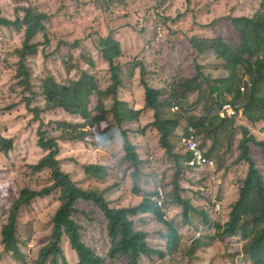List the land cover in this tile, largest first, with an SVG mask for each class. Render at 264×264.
<instances>
[{
  "label": "rangeland",
  "instance_id": "obj_1",
  "mask_svg": "<svg viewBox=\"0 0 264 264\" xmlns=\"http://www.w3.org/2000/svg\"><path fill=\"white\" fill-rule=\"evenodd\" d=\"M260 4L261 0H0V11L3 16L14 19L15 13L22 15L19 11L21 6H31L50 16L45 22V35L49 41L44 44L43 34L36 35L32 42L38 43V52L31 55L27 61V65L33 69L31 80L35 87L42 76L47 74L54 75L59 81L77 77L80 74V67L75 66L77 62L81 65L82 61V66L87 67L88 60L92 57L97 63L101 84L108 85L110 81L108 64L102 58L99 47L100 38L112 34L122 44L125 62L147 63L148 78L152 79L154 86L160 88L164 108L170 109L173 102H180V106L187 109L186 122H189L193 117L214 114L218 101L216 95H210L211 99H201L197 92H189L186 97L181 95L170 101V95L175 92L177 82L195 75L196 61L201 63L205 73L214 78L226 77L228 70L222 67L221 62L213 59L215 55L212 49L200 56L188 42V37L225 35L230 43H240L241 37L234 32L231 18L239 14L252 16L259 10ZM22 37V31L17 32L13 27L0 25V137L11 138L13 141V148L8 156L0 154V185L9 184L7 193L10 199L16 197L18 189L23 185L36 187L49 184L47 174L32 175L27 167L35 164L44 153L36 144L37 123L26 111L24 102H21V85L17 84L16 51L21 46ZM59 41L68 44L58 50ZM67 52L72 54V58L68 57ZM237 73L243 78L241 86L251 79L249 75H245L241 66L237 68ZM139 77V67H136L133 84L120 90L121 97L136 108H141L144 100V90L139 83ZM203 86L207 88L206 81H203ZM231 93L235 98L237 92L234 90ZM228 99L229 94L224 97V101ZM106 102L108 107L111 106V99ZM238 103L243 105L240 101ZM109 116L111 119V115ZM42 117L45 121L52 118L79 120L77 116L62 109L46 111ZM140 119L139 125L130 124L136 127L138 132L143 130L144 135L146 131V140L149 143V147L143 151L146 163L141 166L145 169L141 171L139 191L134 189L133 168L128 162L123 161L124 149L120 134L116 135L112 143L99 148L80 142L75 144L62 142L60 151L62 166L82 187L86 188L90 184L107 190L106 196L115 207L137 205L144 193L156 192L157 188L162 186L166 191L164 217L180 229L189 241L188 237L194 236L196 232L194 230L201 227L204 222L202 214L204 199L198 188L207 187L209 184L207 185V180L197 178L202 175L201 173L192 170L189 172L184 170L183 173L182 170L181 183L184 187L181 194L191 200L195 209L191 211L190 219L185 220L182 206L169 203L174 197L172 182L176 168L160 146L157 131L155 129L151 131L153 129L147 125L154 120L153 110L146 109ZM111 120L113 121V118ZM233 120V126L229 120L226 125L227 131L232 132L219 130L212 132L208 137L200 135L201 145L207 151L212 150L209 155L217 163L218 190L224 203V211L214 214V218L220 222L224 221L231 211V206L238 195L240 180L248 170L246 162L236 161L239 153L238 144L242 137L237 126L247 124L257 139L264 140V122L252 124L243 115ZM184 129L185 125L181 126L175 135L179 148H181L179 131ZM131 135L138 139L145 137L142 133ZM251 153L264 174V157L260 148L251 144ZM96 162L109 165L110 175L106 181H89L86 178L84 166ZM198 184L201 185L197 188ZM58 207L59 202L54 195L36 200L30 208L21 212L17 220L16 236L28 262L32 263L37 258L39 250L47 242L53 227L52 219ZM80 208L82 211L79 209L73 217L82 224L81 232L85 243L104 259V264H123L107 258L110 239L100 209L92 203L84 202ZM150 212L153 214L154 209L150 208ZM142 218L144 224L140 223ZM142 218L137 220L139 221L137 225L138 228L144 226L148 233V242L156 248L165 249L167 245V238L164 236L165 226L160 224L154 215ZM5 221L4 215L0 220V230ZM206 238L209 240L204 242L211 241V238ZM224 244L227 248L222 252H219V247L215 252L212 248L198 252L193 264H211L213 258L221 264H249L250 259L242 252V243L239 239L233 237ZM182 247V250L187 249V246L184 248V244ZM63 249L66 264H78L77 254L66 239L63 242ZM182 260L183 254L176 258L178 264H181ZM162 262L155 258L154 261H145L143 264L166 263ZM0 264L22 263L5 254L0 244ZM60 264H64L62 259Z\"/></svg>",
  "mask_w": 264,
  "mask_h": 264
},
{
  "label": "trees",
  "instance_id": "obj_2",
  "mask_svg": "<svg viewBox=\"0 0 264 264\" xmlns=\"http://www.w3.org/2000/svg\"><path fill=\"white\" fill-rule=\"evenodd\" d=\"M19 11L22 15L15 13L14 19L3 16L0 11V25L13 27L17 32H23L21 46L16 51L18 62L15 73L18 78L17 84L21 85V102H24L26 111L37 123L35 127L37 147L44 153L35 164L27 167L32 175L47 174L49 184L36 187L23 185L18 189L14 199H10L7 193L9 184L0 185V220L4 215L6 217L0 230V244L3 252L22 264H60V259L66 264L63 249V242L66 239L77 254L78 264H104V259L83 240L82 224L73 217L79 209L82 211L80 205L84 202L92 203L103 213L107 235L110 239V247L107 251V258L110 261L141 264L144 257L149 259L157 257L164 260L177 253L182 255L184 251L193 257L196 249L195 242L203 239L204 236L211 238V241L207 243L213 246L216 244L217 249L218 247L220 249L219 252L227 248L224 243H227L230 238H237L242 243V252L250 259L249 264H264V174L251 153V144H253L260 148L264 157V140L257 139L247 124L237 126L242 137L239 140V153L236 161L246 162L248 170L240 180L237 198L227 218L222 222L214 219L209 228L205 229L202 237L196 238L195 232L194 236L188 237L189 241L186 240L183 233H180L179 229L164 217L165 201L163 206H159L153 199L157 191L144 193L137 205L112 206L111 200L106 196L107 190L90 184L84 188L64 170L60 158L62 142L72 144L80 142L99 148L112 143L116 135L120 134L124 149L123 161L128 162L133 168L134 189L139 191V179L143 171L141 166L145 161L139 154V143L135 142V136L132 137L131 134L142 133L144 135V132L143 130L136 131V127L130 124H138L141 121V114L146 109H152L154 120L147 125L157 131L160 146L174 162L176 168L172 182L174 197L169 203L182 206L184 219L189 220L191 211L195 209L191 200L181 194L184 187L181 183L182 170L183 173L184 170L201 173L202 175L197 176L201 180L206 181L208 177L205 170L186 166L184 162L189 157V152L181 144V148L177 146L175 135L181 126H186V119L180 113L175 112L172 106L170 109L164 108L160 88L154 86L152 79L148 78L147 63L144 61V63L137 61L130 64L125 62L122 44L112 34L100 38L99 47L102 58L108 64L110 80L108 85L101 84L97 63L92 57L88 60L87 67L82 66V61L81 65L77 62L75 66L80 67V74L77 77L59 81L54 75L47 74L42 76L35 87L31 80L33 69L27 65V61L31 55L38 52V43L32 42L36 35L43 34L44 44L49 41L45 35V22L50 16L31 6H21ZM231 21L234 32L241 37L240 43H230L225 35L188 37V42L200 56L212 49L215 55L213 59L222 63V67L228 70V75L219 78L209 76L205 73L201 63L196 61L195 75L177 82L175 92L170 95V101L181 95L186 97L189 92H197L201 99H211L210 95H216L218 105L226 101L234 103L240 101L243 103L242 115L247 120L252 124L264 122V0H261L260 8L254 15L234 16ZM66 44L68 43L59 41L57 49L59 50ZM67 55L72 58L70 52H67ZM240 66L244 68L245 75L251 77L252 85L245 92H241L243 78H240L237 73V68ZM136 67H139V83L144 90L145 103L142 108L132 107L130 102L120 95L122 88H129L133 84ZM203 81L207 82V88L203 86ZM234 90L237 92L235 98L231 93ZM227 94L230 95L231 100L224 101ZM108 99L112 100L109 107L106 102ZM54 109H62L77 116L79 120L52 118L45 121L42 114ZM213 113L209 116L193 117L189 121L195 127L200 144L201 134L208 137L212 132L219 130L232 132V130L227 131L226 127L228 120H231L220 116L216 109ZM233 119L231 126L234 125L232 124ZM12 148L11 138L0 137L1 155L7 157ZM203 149L206 155L211 157L209 154L212 150L208 152L204 147ZM109 170V165L103 162L88 163L84 166V173L89 181H106L110 175ZM200 185L198 184L197 188ZM198 189L204 199L202 227L211 220L204 209V204L210 201L211 194ZM54 195L57 196L59 207L52 219L51 234L39 250L37 258L30 263L25 253L21 251V245L16 236L17 220L21 212L30 208L36 200ZM218 197L221 198L220 195ZM150 208L154 209L153 214ZM146 214L154 215L157 221L165 226L164 236L167 238L165 249L151 245L148 242V233L138 228L137 220H141L139 215ZM201 227L194 231H198ZM183 244L184 248L187 246L186 250H182ZM189 244L193 246L188 252ZM214 261L213 258L210 263L214 264ZM169 264L178 263L170 262ZM181 264H191V261Z\"/></svg>",
  "mask_w": 264,
  "mask_h": 264
},
{
  "label": "built area",
  "instance_id": "obj_3",
  "mask_svg": "<svg viewBox=\"0 0 264 264\" xmlns=\"http://www.w3.org/2000/svg\"><path fill=\"white\" fill-rule=\"evenodd\" d=\"M250 87L251 82L247 81V84L242 86L241 89L245 91L247 88ZM215 108H217V111L220 116L228 118L237 117L241 115L243 111L242 105L232 102H223L221 105H217ZM173 109L175 111H179V103L174 102ZM179 112L185 115V112ZM180 141L181 144L184 146L185 150L189 152V157L185 160L184 164L195 169L205 170L206 175L208 177L209 186H200V189L205 190L206 192H209L211 194L210 201L204 204V209L211 219L209 223L205 226L206 228H209L211 222L214 219V214L221 213L223 210L222 201L218 197V180L215 174V161L212 158L208 157L200 146L198 137L196 135V130L193 125L189 123L186 125V129L184 130V132L181 133ZM154 199L156 200L159 206H163L165 201V191L161 187L158 188V194L154 197ZM201 230L197 232V236L201 234Z\"/></svg>",
  "mask_w": 264,
  "mask_h": 264
},
{
  "label": "crops",
  "instance_id": "obj_4",
  "mask_svg": "<svg viewBox=\"0 0 264 264\" xmlns=\"http://www.w3.org/2000/svg\"><path fill=\"white\" fill-rule=\"evenodd\" d=\"M240 15V14H239ZM134 81H135V79H134ZM133 81V82H134ZM133 88H135V85H134V87ZM125 99V98H124ZM127 100V99H126ZM143 104H142V107L144 106V103H145V101L143 100V102H142ZM131 105V104H130ZM132 106V105H131ZM141 107V108H142ZM136 108V107H135ZM151 131H155V130H151ZM149 132V131H148ZM157 134V133H156ZM146 135H147V132H146V134L144 135L145 137H142V138H139L138 139V137H135V142L137 143V142H139V145H138V151H139V154H140V156L143 158V159H145L144 158V149L145 148H147V147H149V143H148V141L146 140ZM158 138V137H157ZM137 139H138V141H137ZM149 140H151L150 138H149ZM138 144V143H137ZM145 161V160H144ZM146 162H144V164H145ZM144 169H145V167H143V171H144ZM148 215H151V214H146V215H142V216H145V218H147L148 217ZM142 216H140L139 215V218H142ZM139 222V221H138ZM141 224H144V219L142 218V220H141V222H140ZM140 228H142V229H144V226L143 225H141V227ZM145 230V229H144ZM146 231V230H145ZM179 231H180V229H179ZM147 232V231H146ZM180 233H182L181 231H180ZM166 234V232L164 233V235ZM203 239H199V240H197L196 242H195V247H196V249H195V252H194V255H193V257L191 256L190 257V255H189V253H187L186 251H184L185 253L183 254V260L181 261V263H187L188 261L190 262L191 261V264H193V262L195 261V259L198 257V252H204V250L205 249H210V248H212V249H214V252H215V250L217 249V245L215 244L214 246L213 245H211L210 243H207V242H204L205 240H209V239H207L206 237H202ZM199 241H201V243L199 242ZM185 246V245H184ZM192 246H193V244H189V246H188V252H189V250H191L192 249ZM179 255H181V253H177V254H174V255H172V256H168V257H166V259H164V260H161V261H165L166 263L165 264H169L170 262H174V263H176V258H178V256ZM157 258V257H156ZM154 259L155 258H153V259H149V258H147V257H144L143 258V260H142V262H141V264H143L145 261H148V262H151V261H154ZM160 260V259H159ZM162 262V263H163ZM214 264H221L220 262H218L217 260H215L214 261Z\"/></svg>",
  "mask_w": 264,
  "mask_h": 264
},
{
  "label": "clouds",
  "instance_id": "obj_5",
  "mask_svg": "<svg viewBox=\"0 0 264 264\" xmlns=\"http://www.w3.org/2000/svg\"><path fill=\"white\" fill-rule=\"evenodd\" d=\"M247 81H250L251 82V80H247ZM247 84V82L244 84V85H246ZM244 85H242V86H244ZM251 85H252V83H251ZM242 86H241V88H242ZM242 90V89H241ZM242 91H244V90H242ZM181 101V100H180ZM226 102H230V101H226ZM232 102V101H231ZM174 103V102H173ZM177 103H179V105H180V102H177ZM232 103H234V102H232ZM237 104H240V103H237ZM218 104H216L215 105V107L217 106ZM240 105H242V104H240ZM243 106V105H242ZM172 108H173V104H172ZM216 109V111H217V108H215ZM174 110V109H173ZM175 111V110H174ZM179 111H183V112H185V115H183L181 112H179ZM179 111H175V112H177V113H180L181 115H183L184 117H185V119L187 120V116H186V113H187V109H185V106L184 107H181L180 106V110ZM218 112V111H217ZM242 114H243V111H242ZM241 114V115H242ZM226 118H228V117H226ZM233 118H236V117H233ZM229 119H232V118H229ZM191 124L190 122H186V125L187 124ZM192 125V124H191ZM195 128V127H194ZM185 129H186V126H185ZM184 129V130H185ZM182 132H184V131H181V133ZM181 133H180V131H179V134H180V139H181ZM197 135V134H196ZM199 141V140H198ZM180 143H181V141H180ZM200 143V142H199ZM182 145V144H181ZM183 146V145H182ZM200 146L202 147V145L200 144ZM183 148H184V146H183ZM185 149V148H184ZM202 149H203V147H202ZM204 150V149H203ZM205 152V151H204ZM206 154V153H205ZM209 157V156H208ZM211 158V157H210ZM213 159V158H212ZM214 160V159H213ZM215 161V160H214ZM215 169H216V161H215ZM215 174H216V170H215ZM216 176H217V174H216ZM217 180H218V185H219V179L217 178ZM209 184V181L207 180V185ZM209 186V185H208ZM159 187H161L162 189H163V187L162 186H159ZM158 187V188H159ZM158 188H157V194H158ZM217 189H218V187H217ZM164 190V189H163ZM165 191V190H164ZM156 194V195H157ZM155 195V196H156ZM218 195H219V193H218ZM154 196V197H155ZM154 197H153V199H154ZM165 197H166V191H165ZM221 199V198H220ZM155 200V199H154ZM156 201V200H155ZM221 201H222V199H221ZM222 206H223V210H222V212L224 211V203H223V201H222ZM215 219V218H214ZM213 219V220H214ZM203 228V229H202ZM202 229V230H201ZM205 229H207L205 226H202L199 230H201V234L199 235V236H203V232L205 231ZM198 230V231H199ZM198 231H196V234H195V236H196V238H198L199 236H197V232Z\"/></svg>",
  "mask_w": 264,
  "mask_h": 264
}]
</instances>
